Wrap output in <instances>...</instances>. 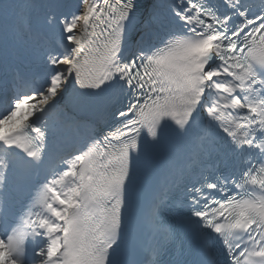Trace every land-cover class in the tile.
Listing matches in <instances>:
<instances>
[{"label": "snow or ice", "instance_id": "1", "mask_svg": "<svg viewBox=\"0 0 264 264\" xmlns=\"http://www.w3.org/2000/svg\"><path fill=\"white\" fill-rule=\"evenodd\" d=\"M0 264H264V0H0Z\"/></svg>", "mask_w": 264, "mask_h": 264}]
</instances>
